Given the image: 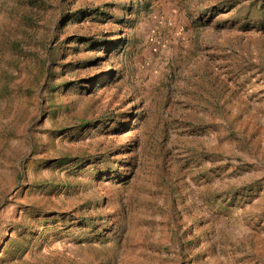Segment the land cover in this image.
<instances>
[{
  "label": "rangeland",
  "instance_id": "rangeland-1",
  "mask_svg": "<svg viewBox=\"0 0 264 264\" xmlns=\"http://www.w3.org/2000/svg\"><path fill=\"white\" fill-rule=\"evenodd\" d=\"M0 264H264V0H0Z\"/></svg>",
  "mask_w": 264,
  "mask_h": 264
}]
</instances>
